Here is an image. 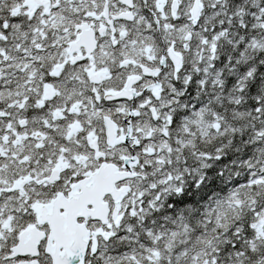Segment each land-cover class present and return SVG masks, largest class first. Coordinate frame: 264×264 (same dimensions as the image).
Wrapping results in <instances>:
<instances>
[{
  "label": "snow or ice",
  "instance_id": "obj_1",
  "mask_svg": "<svg viewBox=\"0 0 264 264\" xmlns=\"http://www.w3.org/2000/svg\"><path fill=\"white\" fill-rule=\"evenodd\" d=\"M0 264H264V0H0Z\"/></svg>",
  "mask_w": 264,
  "mask_h": 264
}]
</instances>
